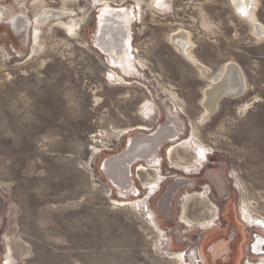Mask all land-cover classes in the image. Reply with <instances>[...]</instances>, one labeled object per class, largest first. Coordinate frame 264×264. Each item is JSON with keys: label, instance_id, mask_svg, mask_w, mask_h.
<instances>
[{"label": "rangeland", "instance_id": "374dc122", "mask_svg": "<svg viewBox=\"0 0 264 264\" xmlns=\"http://www.w3.org/2000/svg\"><path fill=\"white\" fill-rule=\"evenodd\" d=\"M243 2L0 0V264H244L259 237L264 258L243 216L264 217V0ZM108 12L128 41L117 61ZM231 63L244 88L203 116ZM134 138L158 142V169L136 159L107 177Z\"/></svg>", "mask_w": 264, "mask_h": 264}, {"label": "bare ground", "instance_id": "6f19581e", "mask_svg": "<svg viewBox=\"0 0 264 264\" xmlns=\"http://www.w3.org/2000/svg\"><path fill=\"white\" fill-rule=\"evenodd\" d=\"M98 2V1H97ZM233 4L237 7L239 6L238 9H242V5H243V0H232ZM51 12V16L54 15V10H50V9H44L43 12ZM241 11V10H240ZM64 12V10H63ZM68 13V12H67ZM57 15H60V12H56ZM115 15V13H110L108 12L106 14V20L103 21L101 23V29H103V27H106V29H111V33L112 35H108V38L107 40L105 41V46L103 48L104 51H107V52H110L113 50V61H117L119 59V57L121 58L122 55H124L126 53V46H127V42L125 38V33L123 32V29L121 28L122 27V22L119 21V18L116 19V18H113L112 15ZM56 15V16H57ZM43 17L38 16L37 20L36 21H39V22H36V23H41ZM57 20H58V17H57ZM110 21V22H106V21ZM122 20V19H121ZM60 21V19H59ZM75 21V20H74ZM105 22V23H104ZM120 22V23H119ZM10 25L11 27L13 28H16L18 27V23H16V20L14 19H11L10 20ZM61 24H63L61 22ZM72 24V23H71ZM76 24V23H75ZM74 24V25H75ZM80 24V23H79ZM106 24V26H105ZM120 24V25H119ZM125 24V23H124ZM67 25V24H66ZM63 26V25H62ZM65 26V25H64ZM63 26V27H64ZM73 25H71L72 27ZM80 26V25H78ZM121 26V27H120ZM61 27V26H60ZM71 27H69V29H71ZM67 28V27H66ZM72 30V29H71ZM119 30L124 33L123 37H121L122 35H117L119 33ZM73 31V30H72ZM102 31V30H101ZM69 32V31H68ZM100 32V31H99ZM108 32V31H107ZM72 33V32H71ZM75 33V32H74ZM73 33V34H74ZM109 33V32H108ZM121 34V33H120ZM69 35V34H68ZM76 35V33L74 34ZM117 35L118 37H113ZM74 37V36H73ZM106 38V37H105ZM121 38V39H120ZM170 39H171V42L173 43V45L175 46V49L182 55H184L185 57H187L191 62L192 64L194 63L198 69L200 70V72L202 73L203 77L207 78V75H208V72H209V69L207 67H205L204 65L200 64L199 62H197L196 60L193 59V57H191L189 55V52L187 51L188 48H189V44L186 40V35H185V32L183 31H177V32H174L171 34L170 36ZM10 45V44H9ZM127 54V53H126ZM125 58V57H124ZM133 58V57H132ZM112 61V62H113ZM128 63V62H127ZM133 63V62H132ZM130 64V62H129ZM117 65V64H116ZM120 65V64H119ZM234 66V64H226L225 67H224V71L223 73L221 74L220 78L215 80V81H209L210 83L208 84V86H206V88H204L203 90V97L201 99V103L204 107V112H203V116H207V114L209 115V112L217 107V102L219 101L218 100V96L220 94H223L224 93V96L223 97H227V95H225V91L224 89L221 88V86H218V83L219 81L221 80V78L223 77V75L227 72L228 68H232ZM128 67V66H127ZM134 67V66H133ZM124 68H125V64H124ZM132 68V67H131ZM122 69V68H121ZM126 70V69H125ZM135 71V70H134ZM127 75V74H126ZM132 75V74H131ZM241 80V79H240ZM229 85V84H228ZM241 85V83H240ZM225 88V87H224ZM244 88V85L243 87L241 88L240 90V93L242 91V89ZM240 93H238L236 96L234 97H237ZM216 109V108H215ZM144 129V128H143ZM159 134V131H157L155 134H154V138ZM155 140V139H154ZM154 140H147V139H143L141 140V138L139 139H131L129 141V144H128V148L125 152H123L122 154H120V156L118 155L116 157V159L114 161H111V159L107 160L106 164H105V173L107 175V177H113L115 176V172L114 171H111L113 170L112 168H109V166H115L116 164L120 167V165L122 163H125V165H127L126 168H128V165L131 164L133 161H135L136 159H145V160H153V163L152 165L155 167V169H158L157 167L159 166V160L155 157V152L158 150V142L157 141H154ZM150 141H154L153 143H151ZM144 143L145 144H148L147 145V148L142 151L141 153H136L138 150L135 148L137 146H139L140 144ZM170 150V149H169ZM124 165V166H125ZM140 166V165H139ZM137 167V168H140L142 169L144 166H140V167ZM150 168V167H149ZM116 169V168H115ZM179 183V186L181 187H185L187 186L189 183L186 181V179H182L181 181H177ZM159 183V182H158ZM188 183V184H187ZM177 183L175 182L173 185H171L165 192H166V196H165V202H168L169 199L171 198V192H174L176 189H178L179 187H174ZM158 186V184H157ZM142 198H139V200H141ZM144 203L146 204L147 200L146 198H144ZM123 202V201H122Z\"/></svg>", "mask_w": 264, "mask_h": 264}, {"label": "flooded vegetation", "instance_id": "af4514ba", "mask_svg": "<svg viewBox=\"0 0 264 264\" xmlns=\"http://www.w3.org/2000/svg\"><path fill=\"white\" fill-rule=\"evenodd\" d=\"M39 16V15H38ZM38 18V17H37ZM189 148H193V145L192 146H190ZM195 149L197 150L196 152H198V153H200V158H199V160H197V158L195 157V159H196V162H194V164L197 166L198 164H203L202 163V160H201V157L202 156H205V152H204V150H203V147L202 146H196L195 147ZM197 153V154H198ZM140 169V168H139ZM185 169V168H184ZM156 170V169H155ZM189 170V169H188ZM182 171V170H181ZM182 173H184V174H190L189 173V171L188 172H186L185 170H184V172H182ZM153 182H157V184H158V182L159 183H162V180H161V178H159V179H157L156 181H153ZM152 182V183H153ZM154 184V183H153ZM153 187V186H152ZM151 187V188H152ZM159 185L157 186V188L155 187V189H151L150 187H147V189H150V191L151 192H156L155 190H157V189H159ZM149 196V195H148ZM147 203V202H146ZM149 210V209H148ZM151 214V213H150ZM243 216H244V219L247 221V223L250 225V226H253V227H258L259 229H261V230H263L264 231V217H262V218H255V217H252L251 215H249L248 213H247V211L246 210H244V212H243ZM212 224L214 225V222H213V220H212ZM262 237H259L258 239H257V243L255 244V249L257 250V255L260 257V258H258V259H254L253 261H251V260H249V259H247L245 262H244V264H264V258L262 257V255H261V251H260V249H261V245H262V243H261V239ZM258 248H260L259 250H258ZM254 255H256V254H254Z\"/></svg>", "mask_w": 264, "mask_h": 264}, {"label": "water", "instance_id": "95a60500", "mask_svg": "<svg viewBox=\"0 0 264 264\" xmlns=\"http://www.w3.org/2000/svg\"><path fill=\"white\" fill-rule=\"evenodd\" d=\"M241 78H242V76H241V72H240L239 68L237 66H233L232 68H228L227 72L223 75V77L219 81L218 86H221V88L224 89L225 95H227L229 97H234L238 93H240V89L243 87L242 84L240 85V83L242 82L240 80ZM223 96H224V93L220 94L218 96V100L220 98H222ZM215 108H213L209 113L213 112L215 110ZM136 153H138V152H136ZM116 157L117 156L112 158L111 161H114L116 159Z\"/></svg>", "mask_w": 264, "mask_h": 264}]
</instances>
